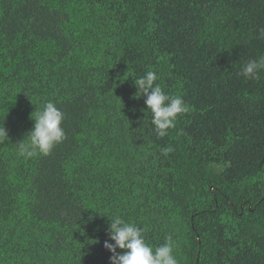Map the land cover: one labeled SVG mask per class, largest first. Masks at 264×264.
Returning <instances> with one entry per match:
<instances>
[{"label":"trees","instance_id":"trees-1","mask_svg":"<svg viewBox=\"0 0 264 264\" xmlns=\"http://www.w3.org/2000/svg\"><path fill=\"white\" fill-rule=\"evenodd\" d=\"M261 29L264 0H0V264H111L107 215L179 264H264ZM149 70L189 107L162 138ZM49 101L66 139L25 159Z\"/></svg>","mask_w":264,"mask_h":264},{"label":"clouds","instance_id":"clouds-1","mask_svg":"<svg viewBox=\"0 0 264 264\" xmlns=\"http://www.w3.org/2000/svg\"><path fill=\"white\" fill-rule=\"evenodd\" d=\"M264 36V29L260 30ZM264 70V57L247 61L238 75L245 79H258L259 72ZM158 75L149 70L143 76L134 78L137 91L134 98L144 97L145 115L151 114V124L158 137L168 134V129L175 126L179 116L189 111V107L181 96H172L164 92L160 84L156 83ZM64 113L54 102H46L38 110L31 113L34 125L27 132L26 138L16 143L19 156L28 159L35 156H47L54 147L66 139L62 127ZM9 140L8 131L0 125V144ZM170 147L164 148L163 153L171 152ZM107 215V214H105ZM109 218L108 236L111 241L105 240L104 247L109 250L111 264H179L174 254L177 241L171 235L165 242L152 246L145 240L144 229L133 222L126 221L119 215H107ZM117 249L123 250L118 252Z\"/></svg>","mask_w":264,"mask_h":264}]
</instances>
